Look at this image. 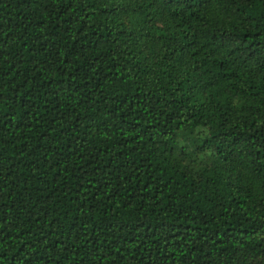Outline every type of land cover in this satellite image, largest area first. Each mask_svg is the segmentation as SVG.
I'll list each match as a JSON object with an SVG mask.
<instances>
[{
    "label": "trees",
    "instance_id": "1",
    "mask_svg": "<svg viewBox=\"0 0 264 264\" xmlns=\"http://www.w3.org/2000/svg\"><path fill=\"white\" fill-rule=\"evenodd\" d=\"M0 264H264V0H0Z\"/></svg>",
    "mask_w": 264,
    "mask_h": 264
}]
</instances>
